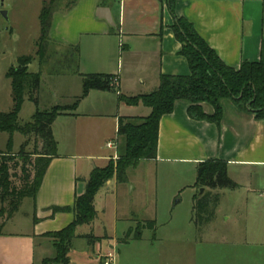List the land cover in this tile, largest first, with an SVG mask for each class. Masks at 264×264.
<instances>
[{
  "label": "crops",
  "instance_id": "crops-1",
  "mask_svg": "<svg viewBox=\"0 0 264 264\" xmlns=\"http://www.w3.org/2000/svg\"><path fill=\"white\" fill-rule=\"evenodd\" d=\"M172 3L175 14L186 18L225 64L238 68L242 61L260 58L264 47V0ZM172 23L168 0H74L69 7L65 4L53 11L48 44L78 46L82 74L115 75L117 91L91 90L82 100L87 99L84 113L55 118L71 117L74 128L66 133V140L57 141V155L51 159L35 198H31L33 216L17 220L15 213L1 219L0 264H38L54 257L53 241L45 234L67 226L74 214L53 212L52 207L71 206L84 192L92 169L117 159L119 141L112 143L110 139L116 137L118 117H144L150 113V108L141 103L128 105L119 100V94L149 93L156 89L162 74H189L187 60L179 54L181 44L170 28ZM39 28L38 19V36ZM117 39L118 48L113 46ZM12 60L3 71L5 78L9 66L15 64L16 59ZM8 91L11 106L10 80ZM201 105L205 113L213 112L209 103ZM187 106L177 101L173 111L161 117L154 159L129 168L125 183L112 177L99 189L94 197L96 217L91 224L77 226L67 264H75L77 240L84 241L81 250L85 264H103L110 251L114 253L110 264H264V120H256L224 99L218 127L191 119ZM51 127L53 131V124ZM107 143L115 146L108 147ZM207 159L224 161L227 176L237 184L231 190L242 189L244 204L251 207V202L258 201L260 207L246 221L237 205L222 220L217 216V207L214 219L202 228V237L197 239L190 219L182 230L171 225L173 206L180 202L174 204L173 198L185 187L194 191L196 165ZM169 179L173 184L165 189ZM170 214L164 232L158 233L155 227L152 240L146 234L147 228L142 229L139 239L132 238L138 221H154L156 226L166 222ZM8 223L12 225L6 230ZM128 229L132 231L127 242H120ZM89 232L100 240L86 242ZM39 242L41 248L37 250ZM48 243L54 250L52 257L46 255L51 252L45 248ZM156 250H183L181 259L185 262L177 258L174 261L173 257L171 262H164ZM184 250H189L188 254Z\"/></svg>",
  "mask_w": 264,
  "mask_h": 264
},
{
  "label": "trees",
  "instance_id": "trees-1",
  "mask_svg": "<svg viewBox=\"0 0 264 264\" xmlns=\"http://www.w3.org/2000/svg\"><path fill=\"white\" fill-rule=\"evenodd\" d=\"M74 0L67 1L69 7ZM169 1V10L173 23L170 28L175 39L181 44L179 54L185 57L189 66L186 75H160L156 89L149 93L134 96L119 94V100L128 105L141 103L150 108L144 117L120 116L117 121L119 140L116 160H109L103 167H94L86 180L85 190L74 199L71 206L52 207V211H71L73 220L58 231L47 232L55 247L53 258H45L42 264L60 262L67 264L71 240L76 236L77 226L91 224L96 217L94 197L106 182L115 177L118 183L127 181V170L134 168L142 160L156 157L159 122L163 115L173 111L177 101L188 104L187 114L191 119L203 120L220 126L223 114L222 101L230 100L238 109L250 113L256 120H264V47L256 61H242L238 68L225 64L217 53L197 33L193 25L183 16H177L173 0ZM57 0H42L39 12V36L35 42L36 54L42 62L49 42V29L52 13ZM34 59L32 55H20L16 63L10 65L5 76L10 80L12 106L8 112L0 111V132L8 134L7 151L0 152V217L11 218L19 209L24 198L34 199L41 185L45 171L51 159L57 155L56 142L51 134V124L60 114L61 107L49 110H37L31 121L19 124L18 115L26 93L34 92L39 85V73L28 70ZM82 94L85 97L91 90L117 91V78L112 74H81ZM209 103L213 112L203 111L201 103ZM34 135L41 149L27 154L20 150L11 151L13 134ZM37 146V145H36ZM18 167L20 174L12 171ZM17 178L19 183L14 182ZM194 186L203 187V191L193 196L192 220L199 229L210 223L215 216L219 203V190L237 187L226 173V163L219 159H207L196 165ZM3 222L0 223V230ZM144 228L155 229L154 221L137 222L132 238L139 239ZM131 229L119 241L127 242ZM89 242L100 240L86 234Z\"/></svg>",
  "mask_w": 264,
  "mask_h": 264
},
{
  "label": "rangeland",
  "instance_id": "rangeland-1",
  "mask_svg": "<svg viewBox=\"0 0 264 264\" xmlns=\"http://www.w3.org/2000/svg\"><path fill=\"white\" fill-rule=\"evenodd\" d=\"M67 1L71 0H57L55 9L65 6ZM42 6V0H3L1 5L0 0V111L8 112L11 109L9 104L8 88L9 80L3 77V71L6 65H9L13 58H17L20 55H32L34 59L28 65V70L33 73H39V85L38 88L30 93H26L24 96V101L21 106V110L18 115L19 124H24L28 121H31L33 115L37 110L45 111L53 107H61L65 109L63 114H82L85 112L88 107H86V100L82 101L80 99L82 94V70L78 67L79 60V47H63L56 44H48L46 48L45 58L42 62L39 61L38 55L36 54V39L38 36V19L37 14L39 13ZM6 11L7 16L4 17L1 11ZM110 41H113V37H110ZM115 43V44H114ZM113 46L115 45L118 48V39L115 40ZM94 51V50H93ZM118 57V55H117ZM119 61V60H118ZM121 64V60L119 61ZM9 63V64H7ZM16 63V60L14 61ZM117 64V62H116ZM90 108V107H89ZM138 113V111L136 112ZM62 115V114H60ZM138 115V114H135ZM147 115V114H146ZM59 116V115H58ZM71 117H58L54 119L53 131L51 127V134L53 139L56 142V152H57V141L66 140V133L74 128V121L70 119ZM51 124V125H52ZM54 132V134H53ZM7 133L0 132V152L7 151L6 148V139ZM55 136V137H54ZM13 144L11 151L15 154L22 150L21 155H27L33 152L36 148L37 150L41 149L39 141L36 140L34 135L24 136L19 132L13 134ZM112 143H115L118 140L117 134L116 137L110 139ZM119 144V143H118ZM37 145V146H36ZM12 171L20 174L18 167H13ZM196 174V169H195ZM196 179V175H195ZM14 182L17 184L19 180L14 179ZM195 183V180H194ZM192 184L194 191L190 187H185L177 192L176 196L173 198L174 204L180 199V202L176 203L173 206L174 218L171 221L170 217L168 220L163 223H157L156 228L158 233H162L165 230V226L168 222L171 221V225H177V227L182 230L187 224V220H191L190 227L192 230H196L197 239L202 237L200 231L202 228L206 227L208 224L201 226L199 229L196 227L192 220V206H193V196L200 193V189L203 187H196ZM167 188L170 184H173L172 180L165 182ZM242 189L231 190L224 188L219 190L220 203L217 205V216L220 220L225 219L229 213L233 210L234 206H239L245 221L247 217H251L255 210L260 207L258 201L251 202L250 206L244 204V196ZM193 194V196H192ZM162 196L164 192L161 194ZM258 196V195H257ZM259 200V199H258ZM242 205V207H241ZM1 207V203H0ZM32 200L29 197H26L22 200L19 209L17 210L16 218L17 220H24L30 214L32 215ZM215 209V210H216ZM233 212V211H232ZM250 215V216H249ZM187 217V218H186ZM2 217H0L1 223ZM220 225V223H218ZM12 224L8 223L6 230L10 229ZM217 232L220 229L217 226ZM146 234L151 237H154V230L146 229ZM214 233V232H213ZM88 234L94 236L91 232ZM201 234V235H200ZM96 237V236H95ZM86 242H89V237H86ZM184 239V237H181ZM181 239V240H183ZM48 241V240H47ZM172 241V240H171ZM84 241H75V264H85L83 262V248ZM40 242L38 249L40 250ZM48 246V247H47ZM45 247L46 249L51 250L50 253L46 254L47 257H52L54 255V250L49 243ZM120 247V246H119ZM118 247V248H119ZM157 253L161 252V257L164 262H171V257L174 258V261H179L182 258L183 250H156ZM185 254H188L189 250H184ZM237 252L244 253L247 250H236ZM172 255V256H171ZM188 258L186 255L184 256ZM169 259V260H168ZM183 259V258H182ZM181 259V261H183ZM185 262V261H183ZM38 264H42L39 262ZM51 264H63L60 262L51 263Z\"/></svg>",
  "mask_w": 264,
  "mask_h": 264
},
{
  "label": "built area",
  "instance_id": "built-area-1",
  "mask_svg": "<svg viewBox=\"0 0 264 264\" xmlns=\"http://www.w3.org/2000/svg\"><path fill=\"white\" fill-rule=\"evenodd\" d=\"M107 146L111 147L115 145L112 143H107ZM262 196L264 198V192H262ZM113 259H114V253L110 251L106 253V255L104 256L103 264H110L113 261Z\"/></svg>",
  "mask_w": 264,
  "mask_h": 264
},
{
  "label": "water",
  "instance_id": "water-1",
  "mask_svg": "<svg viewBox=\"0 0 264 264\" xmlns=\"http://www.w3.org/2000/svg\"><path fill=\"white\" fill-rule=\"evenodd\" d=\"M2 1H3V0H1V5H2ZM1 13H2V15H3L4 17L7 16L6 11L2 10ZM104 18H106V17H104ZM203 189H204V188H201V189H200V193L203 191Z\"/></svg>",
  "mask_w": 264,
  "mask_h": 264
}]
</instances>
